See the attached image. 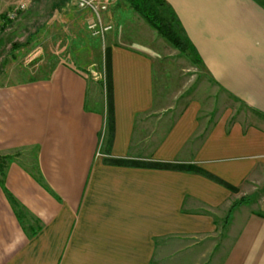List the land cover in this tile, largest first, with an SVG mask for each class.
Segmentation results:
<instances>
[{
  "label": "crops",
  "instance_id": "1",
  "mask_svg": "<svg viewBox=\"0 0 264 264\" xmlns=\"http://www.w3.org/2000/svg\"><path fill=\"white\" fill-rule=\"evenodd\" d=\"M107 1L110 115L104 98L88 103L85 50L62 58L45 32L72 4L0 0V27L24 5L0 42L29 61L0 80V264H264V197L228 213L264 180V2L164 0L206 80L192 75L181 98L179 71L148 37L163 41ZM240 105L258 119L234 116ZM23 149L31 167L13 157Z\"/></svg>",
  "mask_w": 264,
  "mask_h": 264
},
{
  "label": "rangeland",
  "instance_id": "2",
  "mask_svg": "<svg viewBox=\"0 0 264 264\" xmlns=\"http://www.w3.org/2000/svg\"><path fill=\"white\" fill-rule=\"evenodd\" d=\"M261 1L264 2V0ZM116 2H120V0H116ZM165 17H168V15L165 14ZM49 23H51V26L46 28L45 32L46 30H54V35L57 38L56 41H58V44L63 43L61 46L62 49L64 48L62 58L65 57L66 52L74 53L76 51L79 52L80 49H82L85 50L88 61H91L93 63L90 67L81 69L80 74L85 78L88 84V103H90L92 107L95 106L97 101H101V98L105 97L103 87L104 69L102 65L103 41L101 37L97 38L91 35V31L88 29V26L91 23V17L88 14L78 11L74 7L68 5V7H66L62 13H54L53 19ZM11 32L13 33L11 34ZM18 32L21 34V31H18V28H12L11 31L8 32V34H11V36L14 38V36L17 35ZM155 39L156 37H154V35H150V39L148 37V41L150 40L152 45L154 44L153 48L157 49L163 56H170L167 57V59H169L168 61H170L171 63L170 65L169 63H165L166 66H171V68H174V70L179 71L178 73H176L178 76H172L174 77L173 79L180 80L179 90H175V87L177 86H175L174 88L172 87L175 82V80L173 79L167 81V79L164 78L167 82L166 87L174 89L176 91L174 93L182 92L181 98H188V85L189 80L192 78V75H195L197 77L198 84L204 85L206 82L201 69H198V72H195L192 68L190 69V66H192L195 61L192 57L189 56L190 52H186L184 56L177 55L174 59L171 57L172 53L174 54V51L170 49V46L161 38L160 40H162L164 43L158 41L157 39L155 41ZM10 41H12V39L7 37L4 40V43L2 41L0 42V80L2 81H6L5 78H9V81H15L12 76L13 72L25 68L29 63V61L26 62L27 64L24 63L27 59L26 53H24L23 55L19 54L15 56L14 59H12L13 62L11 61L12 52H10ZM73 49H75L76 51L73 52ZM61 53L62 51H59V53L57 54ZM16 65L18 66L16 67ZM232 109V114L234 116H241L244 121H248L250 119H258V117L256 118L255 114L252 113V111L244 105L233 107ZM14 155L15 156L13 157L19 159L23 165H26L27 167H31L33 165L31 157L32 153L29 150L23 149L21 151H18ZM5 161L6 159L4 157H0V177L2 175V169ZM241 189L243 191L239 195H243V197L239 199H242L243 202L250 200L255 201L261 197H264V180H257L256 184L250 186L246 185ZM21 213L17 212V214L22 218V223L24 225L29 224L30 219L26 217V215H22Z\"/></svg>",
  "mask_w": 264,
  "mask_h": 264
},
{
  "label": "trees",
  "instance_id": "3",
  "mask_svg": "<svg viewBox=\"0 0 264 264\" xmlns=\"http://www.w3.org/2000/svg\"><path fill=\"white\" fill-rule=\"evenodd\" d=\"M131 11L139 16L155 34L165 41L172 49L178 52L179 55L184 56L186 52L191 51V46L188 40L180 33L177 24L174 19L172 11L169 9L164 0H123ZM165 14L168 17H165ZM4 22L1 24L0 30H3L6 25L10 23L11 20L1 17ZM19 42L10 43V52L19 47ZM103 69H104V94L105 103L107 107V113L110 115L111 110V78L109 71L108 58L105 55L103 59ZM8 159V157H4ZM12 206L15 202L9 199ZM243 203L242 199L233 203L229 208L228 213L237 205ZM228 217V214H227Z\"/></svg>",
  "mask_w": 264,
  "mask_h": 264
},
{
  "label": "built area",
  "instance_id": "4",
  "mask_svg": "<svg viewBox=\"0 0 264 264\" xmlns=\"http://www.w3.org/2000/svg\"><path fill=\"white\" fill-rule=\"evenodd\" d=\"M77 10L87 13L91 17L88 29L92 36L99 37L109 29L102 23V16L107 10V0H68ZM24 9L23 4H18L6 15L7 19L12 20Z\"/></svg>",
  "mask_w": 264,
  "mask_h": 264
}]
</instances>
